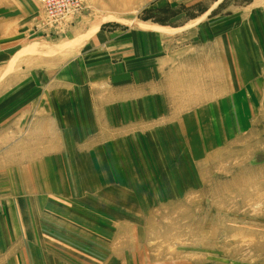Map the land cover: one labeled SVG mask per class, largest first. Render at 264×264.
<instances>
[{
	"label": "rangeland",
	"instance_id": "1",
	"mask_svg": "<svg viewBox=\"0 0 264 264\" xmlns=\"http://www.w3.org/2000/svg\"><path fill=\"white\" fill-rule=\"evenodd\" d=\"M17 1L0 20L27 12L36 43L0 52V264H264V0H82L55 24Z\"/></svg>",
	"mask_w": 264,
	"mask_h": 264
},
{
	"label": "crops",
	"instance_id": "2",
	"mask_svg": "<svg viewBox=\"0 0 264 264\" xmlns=\"http://www.w3.org/2000/svg\"><path fill=\"white\" fill-rule=\"evenodd\" d=\"M15 1H17V0H14V2H13L14 5H12V4L9 5V6H11L10 7L11 10H12V6H15ZM17 2H19V1H17ZM21 6H22V3H21ZM28 19H29V15H28L27 12H24V11L23 12L22 11L21 12H17V11H15V12L7 15L5 18H2L0 20V32H2V31L4 32V33L2 32L0 34V52H6L8 49L11 52H15V51L18 50L17 48L22 43V46L23 47L17 53V54L20 55V54H22V52H24V51H26L28 49V46L29 45H31L33 43H36V42H33V43L28 44V43H26V39L25 38L23 39V38L20 37L22 35H26V34H23V33L27 32L28 26L26 24H28L27 23ZM7 33H9V35H6ZM7 38L9 40H6ZM14 59H16V58L14 57ZM227 62H228V60H227ZM15 64L16 63L14 61H12L11 68H13L15 66ZM233 64H235V63L233 62ZM233 64H232V66H234ZM237 64H238V62H237ZM225 67H226V65H225ZM236 68H237V65H236ZM216 85H218V84H216ZM82 101H84V99ZM72 119L70 120V118H69L65 124L68 127H70L69 125H71L72 126L71 127L72 130L75 131L76 130L75 129V123L73 125ZM74 122H76V121L74 120ZM64 142H69L70 143V146L69 147H71L72 149H74V147H75V141L74 140L72 141L73 142V146L71 144V141H68L67 140V141H64ZM22 143L32 144L33 142H31V141L28 140V141L22 142ZM64 146H65V148H68L65 144H64ZM30 150L32 151V149H30ZM60 156L61 155H59V158L56 161L58 163H56V162L54 163V158L53 157H49L48 159L47 158H44L41 162L37 161L38 165H36V167H31L32 169L30 167L28 168V172L30 171L29 172V177H28V183H29L30 180L35 181V180H39L41 178L39 181H41V185H42V187L40 189L34 187L31 190H35V191L37 190L38 192H41L42 195H43V192H45V182H46L45 180H50V179L52 181L55 180V178H53V176H55V174H56V172H53L52 173L50 171V167H49L48 164L49 163H51V164L54 163V164L58 165L57 167H58V171H59V166L63 162H66L67 161V159L66 160L63 159V161H61V157ZM74 156L75 155L73 154V157ZM19 158H17V159H19V160H17V162L18 163L20 162V163L23 164V163H25V162H23L25 159L28 160L30 158H34V153L33 152H26L25 155H22L21 157L19 156ZM50 158H52V161L51 162H50ZM43 165H45V166L43 167ZM60 170H61V168H60ZM49 171L51 172V175L47 178V175L46 174H48ZM30 174H31L32 177L30 176ZM59 179L60 178L57 176V180H55V181L58 182Z\"/></svg>",
	"mask_w": 264,
	"mask_h": 264
},
{
	"label": "bare ground",
	"instance_id": "3",
	"mask_svg": "<svg viewBox=\"0 0 264 264\" xmlns=\"http://www.w3.org/2000/svg\"><path fill=\"white\" fill-rule=\"evenodd\" d=\"M81 5H82V0H81ZM43 10H44V7H43ZM70 14H73V12H69ZM44 17H46V16H44ZM63 18H65V17H62V14H58V13H56V14H53V15H51L50 17H46V22H48L49 24H55V23H57V21H59V20H61V19H63ZM235 58V59H234ZM229 57V59H228V62L229 63H235V61L237 62V59H236V57ZM231 67V66H230ZM231 70H233V69H231ZM235 70V69H234ZM235 72V71H234ZM237 73V72H236ZM236 79H238L237 80V82H236ZM233 80H235L233 83L231 82V90H233L237 85H241L242 83H243V76L242 77H240V75L238 74L236 77L235 76H233ZM235 83H236V86H235ZM223 85L222 84H220V85H218V86H216V89L217 88H219L220 89V87H222ZM228 88V87H227ZM218 89V90H219ZM236 90V89H235ZM197 101L198 100H194L193 102L192 101H190V106H194L195 105V103H197ZM215 103V102H214ZM213 108H215V104H212L210 107H209V109H210V112L212 113V110H213ZM196 115H199V114H196ZM207 115V113L203 110L201 113H200V117H203V119L205 118V116ZM227 125V124H226ZM199 133V132H198ZM205 133V131L204 130H200V136L201 135H203ZM200 136H198V137H200ZM227 136H224V135H222V137H221V139H225ZM201 138V137H200ZM199 140V139H198ZM214 141H221V140H219V139H214ZM214 141H211V142H201V145H202V149L204 150V147H205V149H207L209 146L211 147L212 146V143H214ZM181 149V148H180ZM205 151V150H204ZM184 155H185V153H184ZM186 158H187V155H186ZM165 173V172H164ZM185 178V177H184ZM77 185V184H76ZM144 196V195H143ZM110 199V198H109ZM146 208V207H145ZM132 209V208H131ZM75 222V221H74Z\"/></svg>",
	"mask_w": 264,
	"mask_h": 264
},
{
	"label": "built area",
	"instance_id": "4",
	"mask_svg": "<svg viewBox=\"0 0 264 264\" xmlns=\"http://www.w3.org/2000/svg\"><path fill=\"white\" fill-rule=\"evenodd\" d=\"M43 2L44 12L46 17H50L53 14H62L65 17L69 12H73L81 7V0H41Z\"/></svg>",
	"mask_w": 264,
	"mask_h": 264
}]
</instances>
